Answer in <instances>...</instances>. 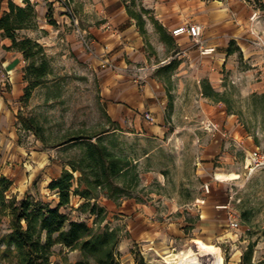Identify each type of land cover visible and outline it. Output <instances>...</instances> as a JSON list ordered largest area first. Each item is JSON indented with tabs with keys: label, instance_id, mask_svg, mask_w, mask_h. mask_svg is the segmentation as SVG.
Listing matches in <instances>:
<instances>
[{
	"label": "crops",
	"instance_id": "obj_1",
	"mask_svg": "<svg viewBox=\"0 0 264 264\" xmlns=\"http://www.w3.org/2000/svg\"><path fill=\"white\" fill-rule=\"evenodd\" d=\"M10 1L25 6L23 0H0V15L8 11ZM29 2L37 15L36 28L21 30L19 36L41 44L51 63L64 59L81 75L92 76L101 90L106 112L120 133L174 146L176 157H185L190 143L195 150L181 166L179 183L186 187L195 180L197 191L183 190V203L170 206L168 214L183 218L179 224L161 228L150 225L144 246L149 253L163 254L170 249L176 240L167 238V232L171 235L191 231L192 239L200 237L220 250L223 244H242L247 251L230 258L227 264H264V232L251 239L255 227L240 223L234 231L240 233L239 237L232 236L229 222L234 217V193L229 182L233 180L216 179L217 174L231 173L240 178L231 170L234 147L244 153V175L264 171L249 176L245 168L247 155L259 146L222 102L205 97L202 91L203 84L208 83L215 92L226 96L230 84L240 80L247 95L264 93V50L253 44L257 39L264 43V0H74L68 5L66 0ZM73 9L79 10L78 16ZM141 9L147 11L142 15L146 22L144 35L131 15L141 13ZM253 14L256 18L252 20ZM50 20L54 25L48 23ZM153 22L163 28L171 43L161 39ZM189 24L201 29L198 43L188 35L171 34L177 27ZM11 45L0 31V166H15L27 155L19 145L16 125L18 111L23 109L27 63L20 52L9 49ZM205 49L214 51L203 54ZM158 59L160 62L155 63ZM171 61L178 63L175 69L159 70ZM194 104L200 110L188 112V105ZM143 114L152 120L144 119ZM191 121L193 126L188 124ZM172 123L177 126L170 128ZM160 148L161 145L148 151L134 164L145 160L147 167L154 166ZM154 175L164 179L168 171L146 173L145 183H151ZM206 186L208 191L204 190ZM77 198L72 196L70 204ZM57 203L55 197L51 207ZM138 208L135 205L134 210ZM150 209V213L148 208L145 210L146 215L155 212ZM140 212L135 211V218L142 216Z\"/></svg>",
	"mask_w": 264,
	"mask_h": 264
},
{
	"label": "rangeland",
	"instance_id": "obj_2",
	"mask_svg": "<svg viewBox=\"0 0 264 264\" xmlns=\"http://www.w3.org/2000/svg\"><path fill=\"white\" fill-rule=\"evenodd\" d=\"M78 13L79 10L73 9V14L78 16ZM157 62L159 63L160 59L155 63ZM49 63L52 72L48 75L45 84L35 88L28 102L22 103L23 109L18 111L24 118L34 119L42 128L46 144L39 141L32 131L25 129L17 121L19 145L27 151V155L23 156L25 157L24 162H15V166L8 164L0 166V177L3 176L11 181V187L5 193L6 201L12 198L20 200L31 197L50 207L53 206L57 194L50 191L49 184L54 180L53 177L62 172L66 161L79 153L78 148L66 150V148L54 147L65 135L89 136L109 131L103 135L104 142L114 152L128 157L133 163L135 160L143 158L148 151L159 148L161 145L154 166L147 167L145 160L136 164L139 173L143 175V180L129 197L123 196L119 201H115L107 198L103 190L97 191L96 199L91 200L90 203H97L104 209L105 219L103 222L95 224V216H91L85 211L83 205L86 200L80 196L76 199L77 202L74 200L61 212L67 214L71 221L85 222L96 231H103L106 228L116 231L119 238L117 250L119 264H141V261L146 264L147 262L148 264H168L166 258L172 254L176 256L171 259L176 258V260L183 253H187V250L198 254L195 240L202 239L200 237L192 239L191 231L171 232V235L167 232L166 237L171 236L176 241L163 254L152 255L144 247L148 239L147 233L151 229L150 225L161 228L169 223L177 222L179 224L180 221H183V218L176 214H168L170 206L178 207L183 203L180 192L183 190H187L188 193L197 191L198 183L195 180H191L186 187L179 183L183 172L182 164L185 159H190L195 152L191 143L187 146L185 157L183 155L176 157L173 154L174 146L120 133L106 112L107 107L102 102L101 90L92 76L81 75L77 69L66 64L64 59L52 63L49 60ZM240 83L241 81L238 80L235 84H230L231 88L226 95L231 101L233 116L251 136L255 146L264 147V93L247 95ZM199 110L196 104L187 107V111L191 113H197ZM146 115L148 114H143L144 119H146ZM188 124L193 126L195 123L191 121ZM176 126L172 123L170 128ZM233 149L235 159L231 170L240 174L239 179L229 182L234 193L233 216L239 224H250L251 227H255L256 230H251L253 234L250 237L257 239L261 231L264 232V171L257 172L250 177L244 175V153L236 147ZM165 167H168V170H165ZM163 171H168V175L164 179L154 175L151 183H145L146 173L159 174ZM79 177L80 174L76 173L75 186H77ZM187 195L191 196V194ZM80 200L82 202H79ZM135 205L139 206L138 209L142 214L138 218H135V211L139 213L140 210H134ZM147 208L149 213L151 212L150 208H153L154 215H146ZM10 222L8 210L0 204V264H18L14 251L9 250L8 247L12 232ZM158 233L161 234L160 231ZM176 234H179L180 237H176ZM231 234L236 237L240 235L239 232L234 231ZM223 245L220 254L224 258V264H227L230 258H236L240 253L244 255L247 251L244 250L242 244ZM197 258L203 262V259L208 260L209 257L199 253ZM82 259L80 251L68 250L60 245L53 249L51 257L53 264H74L75 261Z\"/></svg>",
	"mask_w": 264,
	"mask_h": 264
},
{
	"label": "trees",
	"instance_id": "obj_3",
	"mask_svg": "<svg viewBox=\"0 0 264 264\" xmlns=\"http://www.w3.org/2000/svg\"><path fill=\"white\" fill-rule=\"evenodd\" d=\"M24 7L15 5L12 1L8 4V11L0 15V31L3 37L9 39L12 45L9 49L16 50L23 55L27 63L25 67V81L22 102L26 103L31 98L35 88L45 84L51 67L45 50L36 40L19 36L21 30L36 28V12L29 0H23ZM74 0H66V4ZM52 8L49 9V14ZM147 11L131 15L136 19L137 27L141 34H145V25L142 15ZM50 24L54 22L50 20ZM155 30L164 41L163 28L153 22ZM176 61H171L159 70L171 71L177 67ZM203 95L215 102H222L228 113H232L231 101L225 96L215 92L212 87L203 84ZM264 96V94H263ZM172 108V102L169 103ZM18 121L33 135L46 144L42 128L32 118L26 119L18 114ZM109 131H102L96 135L70 134L63 136L56 148H78L79 153L74 158L66 161L60 176L52 180L49 189L57 194L56 207H50L31 197L20 200L12 198L6 201L5 193L11 187V181L0 177V204L9 212L12 229L8 241L9 250L14 251L18 264H53L51 257L56 246L68 250H78L83 256L82 260L74 264H119L117 260L119 238L114 230L105 229L96 231L93 227L82 221H71L67 214L61 210L70 204L72 196H80L86 200L83 205L85 211L95 216V224L105 219V211L97 203H90L96 199L97 191L103 190L107 198L119 201L123 196L129 197L132 191L141 184L140 173L137 165L128 157L114 152L103 139ZM95 141L93 142V140ZM66 167H69L68 170ZM80 177L75 186V174ZM141 264H145L141 261Z\"/></svg>",
	"mask_w": 264,
	"mask_h": 264
},
{
	"label": "built area",
	"instance_id": "obj_4",
	"mask_svg": "<svg viewBox=\"0 0 264 264\" xmlns=\"http://www.w3.org/2000/svg\"><path fill=\"white\" fill-rule=\"evenodd\" d=\"M256 18V15L253 14L251 19L253 20ZM79 33V31H77ZM174 37L182 36V35H188L193 41L196 43L199 42V38L201 36V29L198 25L195 24H189V25H182L180 27H177L174 29L171 33ZM84 40V39H83ZM255 46L264 49V43L257 39L253 43ZM214 49H205L203 51V54H208L213 52ZM139 82L141 81V78H137ZM146 119L148 121H151V117L149 115H146ZM245 168L248 172V175H252L253 173L264 170V147H259L253 151H251L247 157H246V165ZM205 190L208 191V187H205ZM229 228L233 231L237 230L239 228V223L237 219L233 217V219L229 222Z\"/></svg>",
	"mask_w": 264,
	"mask_h": 264
},
{
	"label": "bare ground",
	"instance_id": "obj_5",
	"mask_svg": "<svg viewBox=\"0 0 264 264\" xmlns=\"http://www.w3.org/2000/svg\"><path fill=\"white\" fill-rule=\"evenodd\" d=\"M239 176L235 173H231L228 175H222V174H217L216 179L221 180V179H226V180H234L238 179ZM195 245L198 248L199 253L201 255L208 256V260L203 259L204 261L201 262L198 260L197 255L195 254L192 250H187V253H183L181 257H179L177 260L176 258L171 259L172 257L176 255H170L166 259V263L168 264H224V258L220 254V249L213 246L209 245L201 240H196ZM178 257V256H177Z\"/></svg>",
	"mask_w": 264,
	"mask_h": 264
}]
</instances>
